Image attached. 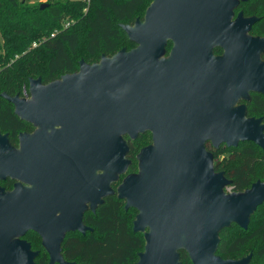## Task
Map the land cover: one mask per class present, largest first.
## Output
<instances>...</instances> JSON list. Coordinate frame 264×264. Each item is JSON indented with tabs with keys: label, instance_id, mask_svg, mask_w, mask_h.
I'll return each mask as SVG.
<instances>
[{
	"label": "water",
	"instance_id": "water-1",
	"mask_svg": "<svg viewBox=\"0 0 264 264\" xmlns=\"http://www.w3.org/2000/svg\"><path fill=\"white\" fill-rule=\"evenodd\" d=\"M244 0H151L142 17L119 23L133 45L42 82L0 95L32 130L16 144L0 131V264H33L40 238L46 264H78L61 253L67 232L92 230L82 220L104 196L135 208L131 229L142 248L128 264H249L216 253L221 228H246L264 200V179L240 190L213 164L216 148L249 140L264 149V121L250 115V92L264 94V34L249 32L259 16L233 8ZM46 6L40 3L39 8ZM171 46L166 52V42ZM218 46L221 52L215 53ZM151 132L127 171L126 134ZM113 184H115L113 186Z\"/></svg>",
	"mask_w": 264,
	"mask_h": 264
},
{
	"label": "trees",
	"instance_id": "trees-1",
	"mask_svg": "<svg viewBox=\"0 0 264 264\" xmlns=\"http://www.w3.org/2000/svg\"><path fill=\"white\" fill-rule=\"evenodd\" d=\"M149 1L89 0L86 4L82 0H50L39 8L18 0H0V91L23 95L29 76H39L46 82L63 72L75 70L79 58L91 62L100 53L111 54L121 46L130 47L133 42L119 23L131 22L140 7L145 2L147 6ZM259 6L264 7V0H250L241 5L245 11ZM255 15L259 17L251 32L263 35L264 12ZM63 19H72V22L60 27ZM53 28L58 30L49 35ZM32 41H36L33 46ZM79 47L92 58L76 57ZM1 59L5 60L1 62ZM247 113L261 115L264 121V94L250 93ZM30 127L13 113L11 103L0 95V131L7 133L9 141L14 143L17 132ZM140 138L128 141L129 170L135 169L134 154L146 143ZM221 145L223 152H219ZM219 146L214 148L206 144L213 154L215 169L223 170L230 179V190L243 189L256 178L264 179V149L249 140L239 141L236 146L224 143ZM134 213L135 208L124 209L123 200L115 194L105 196L94 212L87 210L82 216L92 230L84 234L77 231L65 234L61 242L63 257L78 264L133 262L143 244L142 235L131 229ZM231 228L234 230L229 231ZM36 245L39 251L33 264H46L47 255L40 241ZM249 250V264H264V200L250 215L246 228L231 223L219 231L216 253L221 257L235 258ZM179 254L180 264H192L183 250Z\"/></svg>",
	"mask_w": 264,
	"mask_h": 264
},
{
	"label": "flooded vegetation",
	"instance_id": "flooded-vegetation-1",
	"mask_svg": "<svg viewBox=\"0 0 264 264\" xmlns=\"http://www.w3.org/2000/svg\"><path fill=\"white\" fill-rule=\"evenodd\" d=\"M151 1V0H150ZM149 1V2H150ZM250 0H244V1H241V2H239V4H238V6H236V7H234L233 8V17L236 15V13H237V11H239V10H241L242 11V13H243V15H249V14H247V13H245V11H244V7H241V5L243 4V3H248ZM143 14V13H142ZM142 14L141 15H137L138 17H142ZM251 14H253V13H251ZM254 24V23H253ZM253 24H252V26H253ZM252 26H251V28H252ZM251 28H250V30H249V32H251ZM251 33H253V32H251ZM254 34V33H253ZM132 46V45H131ZM170 46H171V41L170 40H167V42H166V52L164 53L165 55H167V53H168V49L170 48ZM213 51L215 52V53H219V52H221V48L220 47H218V46H215L214 48H213ZM263 58V57H262ZM264 59V58H263ZM253 92V91H252ZM251 93V92H250ZM250 93H249V99H250ZM245 102V104H246V107H247V102H248V100L247 101H244ZM251 115V114H250ZM30 124V123H29ZM30 129H27L26 131H30V130H32V125L30 124ZM17 135V134H16ZM140 136H141V138H140ZM8 137V136H7ZM123 137L127 140V143H128V141H133L134 139H136V138H140V140H143V141H146V143L145 144H147L148 142H150L151 141V132L147 129V130H144V131H142V132H138L137 133V135L134 137V138H129L126 134H124L123 135ZM9 140V139H8ZM16 142H17V138H15V141H14V143H12V142H10V143H12V144H16ZM145 144H143V145H145ZM206 144H208V140H206V143H205V147H206ZM143 145H141V146H143ZM141 146H139V148L141 147ZM138 148V149H139ZM138 149H137V151H138ZM208 149V148H207ZM128 150H129V146H128ZM136 151V152H137ZM135 152V153H136ZM128 153V152H127ZM135 155V154H134ZM134 160V162H135V159H133ZM131 163V162H130ZM128 168H129V166H128ZM135 170V169H134ZM134 170H127V171H134ZM14 180L13 179H10V178H5V179H2V180H0V182H9L11 185H12V182H13ZM1 185V184H0ZM11 185L9 186V187H5L4 185H1V186H4L5 188H10L11 187ZM115 184H113V186H114ZM107 196V195H106ZM105 197V196H104ZM104 199V198H103ZM87 211V210H86ZM89 212H91L90 210H88ZM85 212V211H84ZM84 214V213H83ZM83 216V215H82ZM82 220H83V218H82ZM84 222V221H83ZM85 223V222H84ZM85 224H87V223H85ZM87 225H89V224H87ZM22 237V236H21Z\"/></svg>",
	"mask_w": 264,
	"mask_h": 264
},
{
	"label": "rangeland",
	"instance_id": "rangeland-1",
	"mask_svg": "<svg viewBox=\"0 0 264 264\" xmlns=\"http://www.w3.org/2000/svg\"><path fill=\"white\" fill-rule=\"evenodd\" d=\"M18 1H22V2H24L27 5L33 4V5H38L39 6L40 3H48L50 0H18ZM146 4H147V2H145V4L140 7V9L135 13V15H141L143 13V11H144V8H145ZM66 5H69V4L66 3ZM262 12H264V7H262V6L257 7L253 11H245V13H247V14H251V13L260 14ZM76 57H84L87 60H90L92 58L91 56L86 55L82 51L81 47H79V49L77 50ZM4 60L1 59V62H3ZM223 151H224L223 145L219 146V152H223ZM0 184L4 185L5 187H9L11 185L9 182H5V183L4 182H0ZM233 230L234 229L231 228L229 231H233ZM22 238L28 240L31 243V248H33V249H37L38 248V246L36 244L39 243L40 238L36 234L27 231L25 234L22 235Z\"/></svg>",
	"mask_w": 264,
	"mask_h": 264
},
{
	"label": "built area",
	"instance_id": "built-area-1",
	"mask_svg": "<svg viewBox=\"0 0 264 264\" xmlns=\"http://www.w3.org/2000/svg\"><path fill=\"white\" fill-rule=\"evenodd\" d=\"M82 1H84L87 4L89 0H82ZM71 22H72V19H63L60 23V27L67 26ZM57 30H58V28H53V30L49 32V35H53ZM35 44H36V41L31 42L32 46ZM225 190L230 191L229 184L225 186Z\"/></svg>",
	"mask_w": 264,
	"mask_h": 264
}]
</instances>
